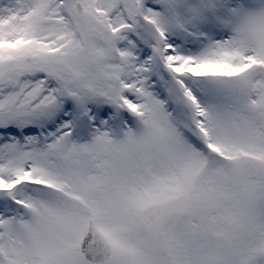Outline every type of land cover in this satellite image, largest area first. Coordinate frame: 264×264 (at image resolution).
I'll return each mask as SVG.
<instances>
[{"label":"snow or ice","instance_id":"6c2138e0","mask_svg":"<svg viewBox=\"0 0 264 264\" xmlns=\"http://www.w3.org/2000/svg\"><path fill=\"white\" fill-rule=\"evenodd\" d=\"M0 264H264V0H0Z\"/></svg>","mask_w":264,"mask_h":264}]
</instances>
